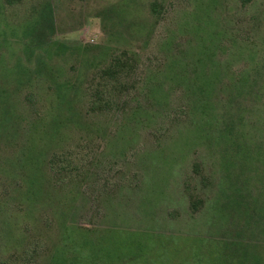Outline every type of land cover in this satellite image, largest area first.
<instances>
[{"label": "rangeland", "instance_id": "374dc122", "mask_svg": "<svg viewBox=\"0 0 264 264\" xmlns=\"http://www.w3.org/2000/svg\"><path fill=\"white\" fill-rule=\"evenodd\" d=\"M57 256L264 264V0H0V264Z\"/></svg>", "mask_w": 264, "mask_h": 264}, {"label": "trees", "instance_id": "16d2710c", "mask_svg": "<svg viewBox=\"0 0 264 264\" xmlns=\"http://www.w3.org/2000/svg\"><path fill=\"white\" fill-rule=\"evenodd\" d=\"M151 11L154 15H158L159 12H160V5L158 2H152L151 3ZM120 60H118L117 62H119ZM122 66H124V64L120 65L119 63H117L115 66H113L112 68L110 69H107L105 71V74L109 75L111 78L112 77H116L118 74L121 73V71L123 70L122 69ZM75 83H72V85H70V87L66 88V89H62V87H66L67 86V83H62L60 82L59 84H57V94H58V102L60 103V105H62L63 103H70L71 100L73 99V97L76 95V92H75V89L76 87L73 85ZM68 90H71L67 93ZM108 100H105L104 101V104L105 105H108ZM97 104V101L93 102V105L92 107L94 108V106ZM103 107V105H99V108L101 109ZM58 110H60V107L58 108ZM77 263L79 264H84V262L82 261V259L80 260H76ZM57 264H66L64 263V260L61 259V258H58L57 256Z\"/></svg>", "mask_w": 264, "mask_h": 264}]
</instances>
